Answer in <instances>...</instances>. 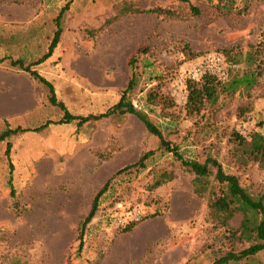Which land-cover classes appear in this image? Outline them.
<instances>
[{
	"label": "rangeland",
	"instance_id": "obj_1",
	"mask_svg": "<svg viewBox=\"0 0 264 264\" xmlns=\"http://www.w3.org/2000/svg\"><path fill=\"white\" fill-rule=\"evenodd\" d=\"M66 2L58 43L31 68L51 82L70 113L97 114L113 104L126 84L128 56L144 47L129 94L133 105L184 157L203 161L209 155L249 193L264 190V169L240 155L231 140L232 131L247 139L257 131L264 139V0H237L238 13H219L204 0H0V131L4 121L31 128L60 118L46 101V88L9 59L36 60ZM190 4L200 8L198 15L190 14ZM127 5L165 7L174 16L123 11ZM260 41L256 84L219 93L197 114L186 113L183 71L191 62L217 51L236 59L229 62L228 78L239 75L253 68L243 59ZM6 141L15 209L6 184ZM147 150L152 154L143 168L114 173ZM164 169L174 177L151 188L153 175ZM191 177L130 114L10 135L0 141V264H212L228 247L208 217L206 194L192 193ZM105 181L76 253L78 223ZM132 206L146 217L128 231L113 227L110 217ZM236 264H264V250Z\"/></svg>",
	"mask_w": 264,
	"mask_h": 264
},
{
	"label": "trees",
	"instance_id": "obj_2",
	"mask_svg": "<svg viewBox=\"0 0 264 264\" xmlns=\"http://www.w3.org/2000/svg\"><path fill=\"white\" fill-rule=\"evenodd\" d=\"M181 3H188L189 0H177ZM209 6L219 13H230L231 11L239 12L236 8L235 2L237 0H204ZM248 1V0H243ZM68 2L58 9L56 15L52 18L53 29L45 51L33 62L25 63L21 58L9 59V64L27 73L28 77L36 80L46 88V101L57 107L61 111V116L55 121L45 120L35 127H9L4 121V128L0 131V141L5 140L10 135L16 133H23L25 131H39L46 125L66 124L75 122V126L90 120H99L109 116H123L130 114L135 116L143 125L145 131L153 135L158 140V147L168 153L177 161L179 167L191 174V191L197 196L201 197L206 194V208L207 214L213 224L222 229L223 238L227 243V249L221 251L212 264H236L245 261L250 257L264 250V190L256 194L249 193L238 181L236 175L225 172L215 158L207 155L203 161L190 159L184 157L179 151L176 144L165 139L160 129L151 122L148 116L141 110L137 109L130 100L129 94L132 92L136 83L135 63L139 54L144 53V47H136L135 50L128 56L126 65L128 68V76L126 84L122 89L118 99L108 106L103 111L97 114H73L65 107L64 103L57 99L54 93V88L50 81L46 80L40 75L37 70L32 69L31 65L38 64L47 59L56 44L59 41L61 33L60 19L62 13L67 8ZM246 6H243V10ZM189 12L191 15H198L200 8L196 5H189ZM242 10V11H243ZM123 11H130L134 13H153L155 15H163L166 17L174 16V12L168 8L154 6L146 9L132 8V6H123ZM260 45L262 41L258 42L254 51L245 53L244 61L247 65H253V68L247 67L239 75L232 74L227 76L225 80H218L212 75H204L198 80H186V96L184 108L188 114H197L204 106V104H213L219 93L232 94L239 87L249 89L257 82V77L261 74L259 63L256 62L255 57L259 54ZM226 53V50L224 51ZM194 55V54H191ZM226 57V56H225ZM5 57H0V62ZM227 59V58H226ZM229 62L233 60L230 58ZM229 73V72H228ZM231 140L239 150L240 155H244L248 160L257 162L259 166L264 169V139L262 135L253 131L248 134V139L238 132H231ZM10 142H5L3 154L6 159L8 177L6 184L8 187V196L11 199V205L15 209L17 207L16 196L11 185V171L12 164L9 156ZM152 154L151 150L142 152L135 162L127 164L122 168L116 170L114 173H119L130 168H143L146 159ZM174 174L171 170H161L155 173L152 177L151 188L171 180ZM107 181H105L99 189L93 194L89 208L86 214L80 219L76 230V253L82 247L83 233L87 223L94 216L97 209L100 195L106 188ZM235 215H239V221L236 226L231 227L230 221ZM146 215L142 217V221ZM138 223V222H137ZM136 223L125 224L119 228L128 231ZM253 242H250L251 239ZM247 242L245 246L237 247L236 245Z\"/></svg>",
	"mask_w": 264,
	"mask_h": 264
},
{
	"label": "built area",
	"instance_id": "obj_3",
	"mask_svg": "<svg viewBox=\"0 0 264 264\" xmlns=\"http://www.w3.org/2000/svg\"><path fill=\"white\" fill-rule=\"evenodd\" d=\"M229 61L217 51L205 52L191 62L183 71L187 79L198 80L204 75H212L218 80H225L228 76ZM144 216L136 206L123 209L119 215L111 216L110 223L113 227L124 226L129 223L140 222Z\"/></svg>",
	"mask_w": 264,
	"mask_h": 264
}]
</instances>
